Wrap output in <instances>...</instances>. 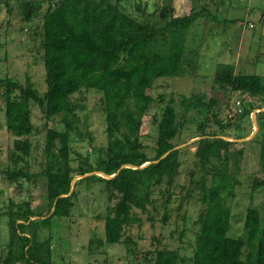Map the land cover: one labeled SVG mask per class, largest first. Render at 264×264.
<instances>
[{
	"label": "trees",
	"instance_id": "16d2710c",
	"mask_svg": "<svg viewBox=\"0 0 264 264\" xmlns=\"http://www.w3.org/2000/svg\"><path fill=\"white\" fill-rule=\"evenodd\" d=\"M173 2L162 0L152 12L147 3H137L133 14L126 0H45L44 9L34 0H0L26 25L39 18L40 25L22 30L28 35L27 45L37 43L45 84L41 91L27 75L22 81L0 76V108L12 139L8 166L0 173L19 185L44 177L47 202L45 213L36 214L29 201L12 200L0 212L8 233L0 264H54L52 238L44 232L54 219L68 220L81 186L95 184L102 188L107 206L102 238L90 244H121L128 254L135 251L137 264H264V207L248 205L241 235L234 234L240 219L233 213L243 186L247 146L258 149L260 166L248 185L251 196L264 188V76L236 72L232 65L217 67L214 91L227 100L235 93L250 97L247 102L239 100L236 111L225 104V118L215 97L191 94L177 100L172 93L151 95L157 80L180 79L196 67L198 53L190 45V29L197 19L210 17L214 4V0L199 7L192 4L188 14L177 16ZM91 89L101 95L104 145L95 144L84 115L83 94ZM33 108L46 127L39 173L32 171L28 160L37 133ZM152 108L153 136L141 133L143 118ZM255 110L258 131L252 139L223 138L230 137V129L237 132L235 139L246 138L248 134L234 120L249 119ZM189 125L196 127V135L184 139ZM195 138L191 145L172 150ZM191 148L192 166L185 172V183H179L184 156ZM94 172L113 177L86 176L75 182L70 193L74 178ZM191 201L200 211L188 224ZM144 222L151 227L175 226L171 233L180 243L189 231L194 239L192 255H183L182 247L169 248L161 237H153L152 247L140 250L130 230L140 229Z\"/></svg>",
	"mask_w": 264,
	"mask_h": 264
},
{
	"label": "rangeland",
	"instance_id": "374dc122",
	"mask_svg": "<svg viewBox=\"0 0 264 264\" xmlns=\"http://www.w3.org/2000/svg\"><path fill=\"white\" fill-rule=\"evenodd\" d=\"M34 1L43 3L45 0ZM205 2L206 0H197L196 2H192V0H174L173 4L176 15L184 16L189 13L192 4L199 7ZM137 3L142 6L147 3L148 12H152L157 6H160L162 0H126L125 6L130 13L135 14V4ZM45 6V3H43V9ZM210 10V17L197 19L190 29V45L193 49L195 47L194 50L198 53L196 67L183 78H161L157 80L153 89L149 92L154 97L158 94L169 95L172 93L177 100L181 95L189 96L191 94L201 95L205 99L215 97L221 105V116L225 118L228 115L225 104L228 103L231 105L230 109L236 111L238 101L247 102L250 97L235 93L230 95L227 100L221 92L212 89L213 75L217 67L224 64L235 66L236 72L241 71L243 74L264 76V0H214ZM36 24L40 25L39 18L26 25L15 12H7L0 5V76L8 74L9 77L22 81L27 75L42 91L45 84L43 65L40 61V55L36 53L37 43L29 44L28 41L27 45L28 35L24 34L26 29L35 27ZM28 50L31 51V54ZM83 96L86 98L84 115L88 117L89 129L93 133L95 144L104 145V120L99 110L101 95L91 89ZM154 113L155 109L152 108L143 118L142 134L154 135V127L151 124V117ZM229 115L232 119L236 118L231 113ZM32 120L37 127V133L32 136L34 149L28 160L32 171L39 173L42 170L41 164L44 158L43 142L46 127L37 108H33ZM234 121L237 122L238 126L244 128L242 133L248 134L243 139L248 141L256 135L252 115L249 119L236 118ZM48 126L60 128L56 124H49ZM233 130H228L230 139H235L234 135L237 134ZM195 131L196 127L189 125L188 129L185 130L184 139L195 136ZM192 141L193 139L186 143L191 145ZM11 145L12 139L5 128L3 108H0V170L8 166L7 153ZM189 151L184 156L182 173L177 181L179 183H185V172L192 166L194 148ZM257 153L258 149L256 147H246V159L243 162L241 175L243 186L238 190L236 199L233 202V213L240 219L234 225V234L236 235L243 233V214L248 205L264 207V188L257 189L251 196L248 187L252 177L260 170ZM78 180L77 178L76 181ZM78 191V196L74 199V208L68 220L60 222L54 219L52 227L44 232L46 236L52 238L53 263L137 264L134 261L136 260L135 251L128 254L126 248L121 244L98 246L95 241L92 244L89 243L92 239L102 238V218L106 213L107 201L100 185L95 184L90 188L81 186ZM11 200L16 203L29 201L36 214L45 213L47 211L45 178L39 177L30 183L20 182L19 185L9 183L0 173V212L5 210ZM199 211L200 206L191 201L188 208L190 217L188 224H191L193 219L197 217ZM176 222L179 221L176 220ZM180 224L178 223L179 229H181ZM171 231H175V226L162 228L157 224L151 227L150 224L144 222L140 229H131L130 235L138 240V247L142 251L152 247L155 243L153 237H161L162 242L169 248L182 247V254L191 256L193 236L187 231L180 243L175 238V233H171ZM138 235L141 239H138ZM7 237L6 217L0 215V256L4 254ZM253 249L256 250V242Z\"/></svg>",
	"mask_w": 264,
	"mask_h": 264
},
{
	"label": "water",
	"instance_id": "95a60500",
	"mask_svg": "<svg viewBox=\"0 0 264 264\" xmlns=\"http://www.w3.org/2000/svg\"><path fill=\"white\" fill-rule=\"evenodd\" d=\"M257 111H258V110H255V111H253V113H252V120H253V124H254V128H255L256 133H257V131H258V127H257L256 119H255V116H256ZM261 111H264V109H261ZM223 138H224V139H227V140H229V141H235V142H244V141H247V139H241V140H239V139H233V138L230 139V138H227V137H223ZM196 140H198V139H194L192 142H194V141H196ZM192 142H191V143H192ZM188 144H190V143H186V144H183V145H181V146H177V147H175V148L172 149V150L180 149V148H182V147H185V146L188 145ZM172 150H171V151H172ZM171 151H169L168 153H170ZM168 153H166L161 159H163ZM159 161H160V160H159ZM159 161H154V162H152V163H157V162H159ZM152 163H150V164H152ZM147 165H149V164L143 165V166H141V167H139V168H140V169H141V168H144V167H146ZM124 167H125V166H124ZM127 167H130V166H127ZM92 174H98L99 176H101V177H103V178H105V179H110V178L113 177V176H112V177H111V176H107V175L102 174V173L94 172V173H91V174H88V175L79 176V177H77V178H78V179H82V178H84V177H86V176H89V175H92ZM77 178H74L73 181H72L71 189H70V193H71V191H72L73 188H74V184H75ZM70 193H69L68 195H64V196H69Z\"/></svg>",
	"mask_w": 264,
	"mask_h": 264
},
{
	"label": "built area",
	"instance_id": "2783aa9c",
	"mask_svg": "<svg viewBox=\"0 0 264 264\" xmlns=\"http://www.w3.org/2000/svg\"><path fill=\"white\" fill-rule=\"evenodd\" d=\"M250 27H252V25H250ZM239 103V102H238ZM233 111H235V109H233Z\"/></svg>",
	"mask_w": 264,
	"mask_h": 264
}]
</instances>
